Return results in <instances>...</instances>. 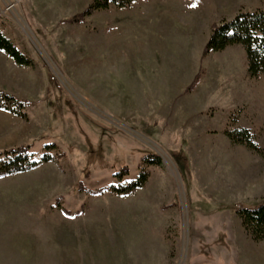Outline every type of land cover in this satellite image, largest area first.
<instances>
[{
    "label": "rangeland",
    "instance_id": "obj_1",
    "mask_svg": "<svg viewBox=\"0 0 264 264\" xmlns=\"http://www.w3.org/2000/svg\"><path fill=\"white\" fill-rule=\"evenodd\" d=\"M90 3L0 0V30L34 60L0 53V90L31 118L14 148L53 157L0 179V264H264L237 213L264 200V75L240 45L202 56L214 25L264 0H134L68 23Z\"/></svg>",
    "mask_w": 264,
    "mask_h": 264
},
{
    "label": "trees",
    "instance_id": "obj_2",
    "mask_svg": "<svg viewBox=\"0 0 264 264\" xmlns=\"http://www.w3.org/2000/svg\"><path fill=\"white\" fill-rule=\"evenodd\" d=\"M134 0H91L90 5L80 14L68 20V23L80 24L95 12L106 11L114 4L120 9L131 6ZM240 45L247 58L248 74L256 78L264 75V11L253 13L240 12L231 21H222L212 27L211 35L204 47L203 57L211 53H220L227 48ZM0 51H3L18 66L30 68L34 66V60L22 53L15 44L0 30ZM200 80L199 74L188 87L190 92L195 89ZM0 109L28 120L26 103L13 95L0 90ZM236 122V120H234ZM229 139L237 144L246 145L248 148L261 153V149L255 143L251 133L245 129H234L226 132ZM54 146H46L51 149ZM30 147H19L0 153V179L28 173L39 166L53 161V157L46 153L39 161L30 157ZM158 160H152L151 164H157ZM128 169L117 175V178L126 176ZM148 180V174L143 172L137 180L124 187H112L111 190L120 197H128L136 190L144 187ZM103 191H99L101 194ZM238 215L242 219L245 230L255 242L264 241V200L255 208H240Z\"/></svg>",
    "mask_w": 264,
    "mask_h": 264
},
{
    "label": "crops",
    "instance_id": "obj_3",
    "mask_svg": "<svg viewBox=\"0 0 264 264\" xmlns=\"http://www.w3.org/2000/svg\"><path fill=\"white\" fill-rule=\"evenodd\" d=\"M0 53L8 57V55L3 51H0ZM8 58L11 59L10 57ZM13 63L15 62L13 61ZM179 92H181V90ZM0 111L1 115H3V117H6V119H8L10 123L9 125L3 124L2 126H0V153L16 146L18 147L20 145L22 146L24 144H30V141L25 140L26 134L29 132L28 121H25L20 117L4 110L0 109ZM28 120H31L30 114L28 116Z\"/></svg>",
    "mask_w": 264,
    "mask_h": 264
},
{
    "label": "snow or ice",
    "instance_id": "obj_4",
    "mask_svg": "<svg viewBox=\"0 0 264 264\" xmlns=\"http://www.w3.org/2000/svg\"><path fill=\"white\" fill-rule=\"evenodd\" d=\"M193 7H195V5H192Z\"/></svg>",
    "mask_w": 264,
    "mask_h": 264
}]
</instances>
